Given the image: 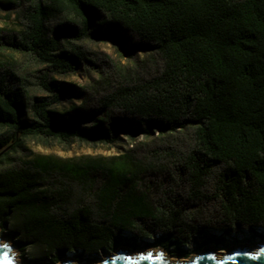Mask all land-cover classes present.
I'll return each instance as SVG.
<instances>
[{
	"label": "trees",
	"instance_id": "1",
	"mask_svg": "<svg viewBox=\"0 0 264 264\" xmlns=\"http://www.w3.org/2000/svg\"><path fill=\"white\" fill-rule=\"evenodd\" d=\"M9 3L17 7L19 21L8 41L11 48L47 70L38 80L47 95L32 101L24 87L0 78V227L11 226V239L20 238L22 252L32 244L57 262L71 250L112 249L125 231L147 236L162 230L157 244L186 256L175 240L199 229L186 221L185 203L156 201L126 188L142 169L139 162L131 178L103 161L89 164L84 175L94 171L104 181L94 191V202L84 203L57 176L62 171L55 163L22 158L28 138L112 144L121 134L132 139L143 134L148 144H156L154 127L160 144L174 148L170 154L188 199L207 201L209 219L222 231L264 226V0ZM129 34L138 39L133 50L143 53L134 63L135 74L125 71L116 78L95 68L93 87L103 93V108L135 115L144 126L119 119L105 124L97 116L87 128L65 119L55 105L67 87L50 73L68 74L92 64L80 45L91 38L111 41L131 56L125 48ZM132 152L126 156L132 158ZM70 173L76 179L82 169Z\"/></svg>",
	"mask_w": 264,
	"mask_h": 264
},
{
	"label": "rangeland",
	"instance_id": "2",
	"mask_svg": "<svg viewBox=\"0 0 264 264\" xmlns=\"http://www.w3.org/2000/svg\"><path fill=\"white\" fill-rule=\"evenodd\" d=\"M11 0H0V78L6 76L8 83L13 87H24L26 99L32 101L35 97L46 96L47 93L38 83L39 76L46 72V66L38 64L29 56L19 53L11 48L9 44L13 32L19 29L17 19V7L10 5ZM138 39L129 34L126 36V50L132 51V55H125L118 50L117 45L108 40L91 38L80 42V45L87 52L92 60V64H80L75 72L68 74L50 73L51 79L67 87V93L56 104L57 108L65 113V119L71 120L77 125L91 127L95 117L102 116L105 124L113 119H119L123 124H131L135 128H140L139 117L124 112L117 108H103L100 98L103 93L95 91L93 84L98 79L95 68L118 75L131 71L135 74V62L143 58L142 51L133 50V44ZM152 137L158 140L156 144H148L143 134L137 135L134 139L121 134L118 140L112 144L86 143L78 140L70 143H62L58 140H36L28 138L26 140L27 150L22 158L34 159L42 158L55 163L58 171H62L57 176L68 182L73 188L75 195L79 196L84 203L94 202L96 195L94 191L99 187L103 176H94V171L90 175H84L89 171V164L96 161H103L116 169L117 172L126 171V177L131 178V173L138 170L140 172L125 183L126 188L133 186L135 190L145 192L156 201L179 200L186 204V221L197 224L199 229L195 234L180 235L175 240L180 248L186 251V256H175L171 251L166 250L157 244V240L164 236L162 230L149 233L147 236L136 230L121 233V241L114 248L104 251H82L71 250L57 262H51L46 253L38 246L29 244L24 252L21 251L20 238L11 239V226L5 230L0 227V237L2 240H9L13 245V252L18 253V260L25 264H60L66 257L82 264H96L106 255L115 253L119 249H127L132 253L143 252L144 249L163 250L165 255L173 259H188L194 253H199L205 248L212 249L217 254H223L229 249L237 246L257 247L264 241V226L255 228H233L229 232L221 230L217 221L209 219L210 204L204 201L189 200L186 190V183L180 178L174 166V160L170 151L174 148H166L160 144L159 133L156 128L150 127ZM182 142L187 139L183 133H178ZM133 149L132 158L126 156ZM82 166V167H81ZM75 167L81 168L82 173L78 178H72L70 173ZM211 182L208 183L210 187ZM146 187H148L146 189ZM207 187V188H208ZM208 191V190H207ZM203 208L204 212L199 210ZM206 239L205 243H202ZM138 244L133 248L130 244ZM173 250V249H172ZM82 255V256H80Z\"/></svg>",
	"mask_w": 264,
	"mask_h": 264
},
{
	"label": "water",
	"instance_id": "3",
	"mask_svg": "<svg viewBox=\"0 0 264 264\" xmlns=\"http://www.w3.org/2000/svg\"><path fill=\"white\" fill-rule=\"evenodd\" d=\"M1 153V152H0ZM9 240L0 237V264H25L18 260V253L13 252ZM60 264H82L67 257ZM96 264H264V241L254 249L248 246H235L218 256L212 249L205 248L194 253L188 259H173L165 255L163 250L144 249L132 253L127 249H119L102 258Z\"/></svg>",
	"mask_w": 264,
	"mask_h": 264
},
{
	"label": "bare ground",
	"instance_id": "4",
	"mask_svg": "<svg viewBox=\"0 0 264 264\" xmlns=\"http://www.w3.org/2000/svg\"><path fill=\"white\" fill-rule=\"evenodd\" d=\"M2 241H3V240H2ZM252 248H254V249H255L256 247L254 246V247H252ZM217 255H218V256H221L220 254H217Z\"/></svg>",
	"mask_w": 264,
	"mask_h": 264
}]
</instances>
